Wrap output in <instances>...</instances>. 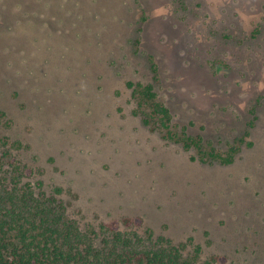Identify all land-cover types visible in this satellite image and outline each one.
Instances as JSON below:
<instances>
[{
    "label": "rangeland",
    "instance_id": "374dc122",
    "mask_svg": "<svg viewBox=\"0 0 264 264\" xmlns=\"http://www.w3.org/2000/svg\"><path fill=\"white\" fill-rule=\"evenodd\" d=\"M129 81L204 147L144 125ZM0 132L83 224L264 264V0H0Z\"/></svg>",
    "mask_w": 264,
    "mask_h": 264
},
{
    "label": "trees",
    "instance_id": "16d2710c",
    "mask_svg": "<svg viewBox=\"0 0 264 264\" xmlns=\"http://www.w3.org/2000/svg\"><path fill=\"white\" fill-rule=\"evenodd\" d=\"M156 73V69L154 70ZM144 125L163 132L165 139L185 149L203 148V137L187 126L175 129L169 106L154 83L129 81ZM240 139L221 153L213 146L207 160L232 163ZM19 141L0 132V264H216L225 256L201 258L186 244L175 243L151 228L140 216L101 221L96 225L69 216L59 186L47 187L32 166L19 157ZM205 162L206 159L201 157Z\"/></svg>",
    "mask_w": 264,
    "mask_h": 264
}]
</instances>
